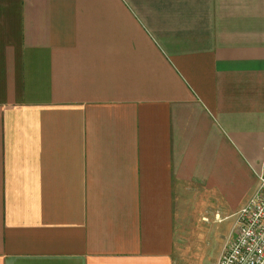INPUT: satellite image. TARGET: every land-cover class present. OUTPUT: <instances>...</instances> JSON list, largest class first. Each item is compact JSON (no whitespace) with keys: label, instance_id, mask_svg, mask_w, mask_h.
Segmentation results:
<instances>
[{"label":"crops","instance_id":"1","mask_svg":"<svg viewBox=\"0 0 264 264\" xmlns=\"http://www.w3.org/2000/svg\"><path fill=\"white\" fill-rule=\"evenodd\" d=\"M263 163L264 0H0V264H217Z\"/></svg>","mask_w":264,"mask_h":264},{"label":"built area","instance_id":"2","mask_svg":"<svg viewBox=\"0 0 264 264\" xmlns=\"http://www.w3.org/2000/svg\"><path fill=\"white\" fill-rule=\"evenodd\" d=\"M234 218V231L217 264H264V163L255 191Z\"/></svg>","mask_w":264,"mask_h":264},{"label":"rangeland","instance_id":"3","mask_svg":"<svg viewBox=\"0 0 264 264\" xmlns=\"http://www.w3.org/2000/svg\"><path fill=\"white\" fill-rule=\"evenodd\" d=\"M210 218H213V216H211ZM212 220V219H211ZM215 224V225H214ZM212 226H218L217 225V223L216 222H214L213 224H212ZM223 226V224L222 225H220L219 227H222ZM218 237H213V238H209L208 239V243L206 244V248H207V251H211V250H213V249H215L216 248V245H217V243H218ZM226 239L225 240H223V245H225L226 243ZM202 251H203V248H202Z\"/></svg>","mask_w":264,"mask_h":264}]
</instances>
